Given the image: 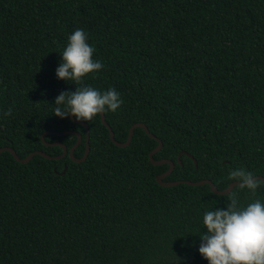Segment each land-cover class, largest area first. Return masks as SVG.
<instances>
[{"label": "trees", "instance_id": "16d2710c", "mask_svg": "<svg viewBox=\"0 0 264 264\" xmlns=\"http://www.w3.org/2000/svg\"><path fill=\"white\" fill-rule=\"evenodd\" d=\"M77 29L103 65L81 85L56 75ZM84 86L120 93V109L105 112L117 142L137 123L163 142L154 159L175 164L166 182L223 191L237 168L264 177V0H0V149L58 157L44 142L70 152L76 132L82 159L85 127L53 111ZM86 123L83 163L0 154V264H209L204 214L233 193L241 206L264 203V183L255 195L162 187L170 165H153L158 142L144 129L118 147L101 115Z\"/></svg>", "mask_w": 264, "mask_h": 264}, {"label": "clouds", "instance_id": "9594fccd", "mask_svg": "<svg viewBox=\"0 0 264 264\" xmlns=\"http://www.w3.org/2000/svg\"><path fill=\"white\" fill-rule=\"evenodd\" d=\"M95 49L88 43L83 29L68 37L62 53V63L56 71L62 81L83 84L89 74L99 72L103 65L93 59ZM120 93L110 89L104 93L90 87H77L75 92L60 93L55 100L54 115L61 119L69 116L77 121L90 122L106 111L115 113L122 106ZM5 116H11L9 109ZM229 180L237 187L248 189L255 195L261 183L253 173L243 167L230 171ZM206 234H201L199 253L209 264H264V203L255 200L241 206L233 193L227 209L207 211L203 216Z\"/></svg>", "mask_w": 264, "mask_h": 264}, {"label": "water", "instance_id": "95a60500", "mask_svg": "<svg viewBox=\"0 0 264 264\" xmlns=\"http://www.w3.org/2000/svg\"><path fill=\"white\" fill-rule=\"evenodd\" d=\"M100 115H101V120H102L103 125H105V127L110 132V138H111L112 142L116 146H118V147H127V146H129L131 144L132 140H133L134 133H135V130L137 128L144 129L145 132L151 138L155 139L158 142V146L150 153L149 158H150L151 162L153 163V165H155V166L164 165V164H169L170 165V169L165 174L160 175V176H157V182L162 187L169 188V187L178 186L180 184H187V185H190V186H203V185H206L207 184V185H209L211 187V190L213 191L214 194H216V195H228L237 186L238 182H233L226 190L219 191L218 188L215 186V184L211 180H202V181H198V182H193V181H188V180H179V181H175V182H166L165 179L174 171L175 164L172 161H169V160H159V161H157V160L154 159V156L158 152H160L162 150V148H163V142L159 138H157L156 136H154L153 134H151V132H150L149 128L147 127V125H145L144 123H137V124L132 125L131 128H130V130H129V135H128L127 141L125 143H119L115 139V133H114L113 129L106 122L105 113L100 114ZM70 118L72 120H74L76 123L83 125L85 127V129H86V132H87V146H86L85 154H84V156H83L82 159H77L74 156L75 150L79 147V145L81 144L82 139H83L82 138V135L80 133H76V132H70V134H74V135H76L78 137L77 143L70 150V152L68 151L67 147L65 145L61 144V143L48 144V143L44 142L48 146H61L64 149L63 155L58 156V157H51V156L47 155L44 152L37 151V152L31 153L25 159H20V157L15 152V150H13L10 147H5V148L0 149V154L3 153V152H5V151H8V152H10L14 156V158H15L16 161L21 162V163H28V162H30L36 155H41V156H43V157H45L46 159H49V160H60V159H63L66 156L69 155L71 157V159L74 162H76V163H83V162H85L87 160L90 152H91V146H90V129H89V126L84 121H77V119H75L72 116H70ZM48 134H56V135H60L61 136V135H65L67 133H65V132H47V133H45L42 136V139L44 140L45 135H48ZM187 155H189V157H191L194 160V162L196 163V166H197L196 160L190 154H187ZM66 171H67V166H65V169H64V171H63L62 174H65ZM256 177L258 179H260L261 181H264V177L263 176H256Z\"/></svg>", "mask_w": 264, "mask_h": 264}]
</instances>
